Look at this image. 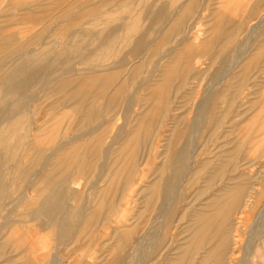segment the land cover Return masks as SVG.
<instances>
[{
  "label": "bare ground",
  "instance_id": "obj_1",
  "mask_svg": "<svg viewBox=\"0 0 264 264\" xmlns=\"http://www.w3.org/2000/svg\"><path fill=\"white\" fill-rule=\"evenodd\" d=\"M195 5L196 0H189L188 3H186L184 10L177 14L174 22L173 20H169L171 24L169 23L170 25L168 24L169 26L164 28L162 36L163 42H165L170 34L174 35L172 37V40H174V38L176 39L177 37L175 35L179 36V34H184L187 31L183 26L185 25L186 18L195 9ZM100 7V5L98 7L89 5L82 0H0V15L4 17V21L9 20L10 23L25 21L28 23H38V26L40 24L41 28L37 29L35 32L33 41L34 39L39 41V39L41 40L44 38V34H48L47 38H49V40L51 39L49 42L52 43L56 38L68 31L70 27H75V25L78 26L89 16L98 12ZM14 9H19L20 13H12V10ZM249 10H247L248 13ZM217 11L213 13L210 23V25H212L210 28H207L204 33L201 32L202 37H205L202 41L199 39V43H195L194 40L196 39H194V37L192 38L194 39L192 42H189L188 40V42L184 44L183 41L187 39V37L182 35L183 38H181L180 43H178L181 44V42H183L184 45L180 48H178L179 46L174 47L166 52L164 57H161V59H164L169 55V59L166 63L161 64L163 66L159 69L157 68L158 71H160L159 77L153 79L150 75L149 81L151 82L146 86L147 90L145 89V92L147 91V93L144 96L145 98H143L144 100H142L145 102V112L143 114H138L137 117L134 118L135 126L133 129L125 134H119L118 132L111 137L109 143L107 142L109 144L108 148L117 143L120 144L118 148L116 147L115 151H113V149H115L113 146L110 149H101L102 144L110 136L109 131L112 130H110L111 122H113V120H115L120 114L119 108L121 105V99L123 100L122 97L125 94L126 88V75H136L140 71L141 64L134 66L129 72H127V74H123L122 72L125 68H121V66L124 65L123 62L112 64L99 63V65H93L90 64L92 63L90 60V63L85 61L88 63L87 66L84 63L85 68L75 71L72 68L73 61L71 57L69 58L72 53L66 54V57L62 59V62L56 61V63L53 59L48 57V52H43L40 56L36 54L34 57H31L32 51L35 50V47L31 48L29 47L30 45L28 46V43H25L29 40H18L16 33L12 31L7 33H2L0 31L1 158L3 162L13 159L14 156L12 154L10 155V153H12L13 148H17L20 145H26L27 152L33 154L28 159V164L27 166L25 165L26 167H21L20 164L13 167L14 173L16 171L19 173H17V176L13 178L9 172L7 174L4 173L2 177L0 176V202L6 197V194L9 193V186L12 181H16V184L19 187H23V190H25L23 191L19 188V196L17 198L21 204L20 207L23 208V217L32 215L35 218L39 214L48 216L50 219L45 225L48 227L47 229H49L50 234L57 236V240L64 241L67 236L75 231L73 230L72 223L66 218L69 215L77 216V213L79 215V212L74 210L75 205L73 204L74 207L70 208L66 199L72 194L78 198L76 194L77 186L73 184L77 183L76 180L78 178L87 177L96 165L97 159L103 157L104 163L102 166L106 167V163L109 162V169L114 172L113 175L110 176L111 179L107 181L103 188L106 189V193L104 192L105 195H101L102 197L99 199L95 207L86 209L83 216V222L85 225L92 227L100 218H103V221H105L110 216V212H112L114 208L116 209L114 203L117 198H113V196H119L120 188L132 179L131 176L136 170L137 158L140 156V153H143L142 149L146 148L143 143L145 142L144 140H149V137L154 130L158 128L159 124L161 125L160 118L163 114L165 115L169 111L170 104L172 103L171 100L173 101L171 94L175 91L173 88H180L179 85L182 84L175 82H181L184 80V78L192 72L194 67L196 69L198 68V71H200V69H202L200 65L204 62L201 63L197 59L202 57V54H207L208 49H211L214 45H219V38L223 33V25L224 23H228L226 22L228 20L222 16L224 15L223 12L221 15L219 12L217 13ZM249 18L250 17H248V19ZM61 21H66L67 24L58 23ZM250 21L251 18L249 19V22ZM161 23H164L163 19H161ZM187 25L188 24H186V26ZM262 25H264V15L261 19L258 21L255 20L251 24L248 29L250 38L257 33V29ZM99 40V45L96 43L94 46L96 50L109 47V44H106L105 40ZM166 41H168V39ZM91 44L93 46L92 42ZM131 47V54L141 55L142 51L148 50V52H144L146 57L155 55L156 50L160 49V46L157 44L146 46L144 43V37H140ZM177 48L179 51L175 52V49ZM216 48L218 47L216 46ZM217 54L218 53H216V55ZM86 55L84 60H87ZM197 56H199V58ZM12 57L23 58H19V62H14V66H8V64H10L8 63V60ZM192 59H194L192 63L196 64L194 67H192L191 64ZM241 61L240 81L250 78V81H252V78L258 76L257 73H261V71L256 69L259 65L264 64V40L256 45L254 52L247 60ZM233 75V73L231 75L226 73L225 76H220L222 79H225L223 90L218 92L215 86H213V89L210 87L205 90L201 99L200 111L204 114V119L202 118L201 122H199L200 128L201 125L202 127L205 125L210 126L213 130L219 128L221 120L218 110V102L221 101V94L229 91L230 80H232ZM218 81L223 82L222 80ZM37 85L38 88L41 89V92L51 99L50 101L46 99L49 105V108L46 109V111L43 108V101L46 98H44V95L43 99L38 103H35L33 102L34 100H32L35 95V93H33V88ZM199 93L200 91L198 94ZM225 95L226 93L223 94V96ZM263 95L264 94H262V96ZM193 97H196V95ZM230 97L231 96L228 97L227 104ZM262 98L263 106L261 112L264 113V97ZM232 99L233 97L231 100ZM33 105L35 108H33ZM44 112H46L47 115H52V117L45 121L43 117ZM105 112H111L113 114L110 113L111 115H109V113H107V116ZM32 117H34V119H39V123L32 122ZM168 118L171 123L169 122V125L167 126L163 125L166 132L163 133L162 141L167 142V144L165 143V145H163V150L161 151L164 160L162 159V163L156 167L158 170H166L172 165L181 164L190 156V151L188 149V134L186 131L180 129L176 131L177 125L173 122L175 120L174 115H169ZM262 118L263 117L261 116V119ZM19 119H23L24 132H20L18 135L20 138L17 142L10 143L9 140L12 139V136H15L13 133L17 130L15 127V121ZM167 120L165 121L167 122ZM5 122L9 123L6 129L1 127ZM262 122L263 120L260 121L255 115L248 117V119L244 121V126L239 127L242 131V136L240 138L241 141L238 142L239 144L236 143L238 146L234 147V150L221 151L215 160L206 163L207 166L209 164V169L212 170L209 172L210 174H208L207 179L209 181L207 180V183L210 182V184H213L215 183L214 181H216L217 184L220 185L222 183L223 186L214 192L208 200H206L203 206L195 209L194 212L191 213L192 216L186 224V231L188 232L184 244L177 248L176 253L167 256L164 264L237 263L240 255L238 249L242 245V236L240 237L241 233L239 228L244 222L243 214L253 210L259 203L264 201V159L260 161L257 160L256 163L244 162L247 155H252V159H256V156H258L256 153L263 151L261 150L258 152L255 150V148L260 149L257 146H261V141L264 140V127L263 124H261ZM193 124L196 126L195 122H193ZM35 129L38 134L36 137L32 133ZM174 131L177 133H174ZM70 132L73 133L71 134ZM27 139L32 140L27 142ZM246 144H249L251 150L249 149V151L243 152L241 148ZM49 148L51 149L52 154L45 158L43 153L45 152V149ZM111 149L113 152H110ZM110 153L114 154H111V156L109 155ZM18 154L19 156L21 155L20 153ZM246 161H248V158ZM200 163L201 162L197 163V168L205 164ZM37 167H40V170L33 176H30ZM102 169L104 171L105 168L102 167ZM253 169L255 170L254 175L251 174ZM192 171L193 170L187 169L185 172L191 173ZM227 172L228 174H226ZM230 172L232 173L231 175L229 174ZM198 173L199 172H197V174ZM194 175L196 174L194 173ZM159 178L160 177H158V179ZM98 180H101V176H98ZM157 188V180L143 188V191L145 192L144 197L142 196L144 207L137 210L138 212L153 209L155 205L154 196L157 194ZM168 204L169 202L162 203L160 210L162 215L169 212L170 208ZM3 226L5 225L3 224ZM134 227L117 230L116 234L118 240L116 245H126L133 234ZM33 228L35 227L33 226ZM37 228L38 227L35 228V231L38 230ZM29 230H18L11 235H0V257L5 256V261L1 262V264H44L42 262L40 263L39 260H35V258H32L33 260H31L30 254L35 252L36 244L43 242L48 243V239L52 237H50L51 235L36 237L32 234L33 237H36L32 239ZM0 231L1 234L3 230ZM27 241H32L33 244L30 243L31 245L29 244L24 247L22 244ZM212 242L215 243L213 244ZM12 243H14V245ZM8 247L10 248L9 251L7 250ZM50 248H52L51 245ZM12 251L18 253L17 257L16 255L7 256L8 252L10 253ZM111 255L112 253L109 254L110 257ZM58 263L59 261L57 264ZM52 264H54V262ZM116 264H124V262L117 261Z\"/></svg>",
  "mask_w": 264,
  "mask_h": 264
},
{
  "label": "rangeland",
  "instance_id": "obj_2",
  "mask_svg": "<svg viewBox=\"0 0 264 264\" xmlns=\"http://www.w3.org/2000/svg\"><path fill=\"white\" fill-rule=\"evenodd\" d=\"M82 1H85L89 5L96 7L100 5V10L94 13L95 15L92 14L89 16L78 26L75 25V27H70V31H66L63 33V35L56 38V40L52 43L49 42L51 39L49 40V38H47L48 34H44V38L41 40L39 39V41L35 39L33 41L35 32L37 29L41 28V25L39 24L38 26V23H28L25 21L10 23L9 20H7L8 22L4 21V17L0 15V31L2 33L12 31L16 33L18 40H29L25 43H28V46L30 45L29 47L31 48L35 47V50L32 51L33 55L31 54V57H34L36 54L40 56L43 52H48V57L53 59L56 63V61L62 62V59L66 57V54L72 53L69 58L71 57L73 61L72 68L75 71L85 68V65H88V63L85 61L89 62L90 60L92 63H89L93 65H99V63L112 64L123 62L124 65L121 66V68L125 67L122 72L123 74H127V72H129L134 66L141 64L140 71L136 75H126V88L125 94L122 97L123 100L121 99V105L119 108L120 114L115 118V120H113V122H111L110 130H112L109 131L110 136L102 144L101 149H110L113 146L115 149H112L115 151L116 147L118 148L120 144L117 143L108 148V143L114 134L118 132L119 134H125L129 130L133 129L135 126L134 118H136L138 114H143L145 112V102L142 100H144L143 98H145L144 96L147 93V91L145 92V89L147 90L146 86H148V84L151 82L149 81L150 75L153 79L158 78L160 74L158 69L163 66L161 64H165L169 59V55L164 59H161V57H164L166 52L170 51L174 47H182L186 42H188V40L189 42H192L194 39H196L194 40L195 43H197L199 39L202 41L205 37H202L201 32L204 33V31L207 28H210L212 25H210L213 17V15L211 16V13L214 10L220 11L225 2L224 0H199L195 5L196 10L194 9L192 13H190L186 18V22H188H185L183 27L187 31L184 34H179V36L175 35L177 36L176 39H174L173 42H170V40L167 43L162 41L164 28L170 25V21L173 20L174 22L177 14L184 10V7L189 0ZM242 3L243 1H241L239 4L240 6L237 4L239 9L237 7V10L236 8L235 10L236 12L239 10L237 12L238 14H230L228 17L230 23H227L224 27L226 32L229 29V32L232 33L230 34L231 37H226L227 33H222L221 37L219 38V45L216 44L214 47H211V49H208L209 54H202L203 56L201 55V59L199 56H197L199 58L197 60H199L201 63L204 62V65H200L202 69L198 71L199 69L194 67L196 64L192 63L194 60L192 59L191 64L192 67H194L192 72L181 82H175L182 84H178L180 88H173V90L176 92L174 91L171 94L173 101L171 100L172 103L170 104L169 111L165 115L163 114V116L160 118L161 125L159 124L158 128H156L158 132L154 130L155 133L153 132L151 134L149 140H144L145 142L143 143L145 144L144 146H146V148H143V153H140L142 158L140 156L137 158L136 170L131 176L132 179H130L122 187L120 186L121 190L119 191V196H113V198H117L115 199L114 203V207H116V209L114 208L115 210L113 209V211L110 212V216L105 221H103V218H100L99 221H96L95 225L92 227L85 225L83 222V216L86 209L95 207L99 199L105 195L106 189L103 188L107 181L111 179L110 176H112L114 172L113 170L109 169V162L106 163V167L102 166L104 163V158L100 157L97 159L96 165L91 170V173L88 174L87 177L85 176V178H78L76 180L77 183L73 184L77 186L76 194L78 198L72 194L66 199V201H68L67 203L70 205V208L74 207L75 205L74 210L79 212V215L77 213V216L69 215L66 218L70 223H72L73 230L75 231L74 233L67 236L64 241H59L57 240V236L50 234L49 229H47L48 227L45 225L49 222L50 218L48 216L39 214L35 218L32 215L26 216L27 218L23 217V208L20 207L21 204L17 200L19 196L18 189L20 188L23 190V187H19L16 184L17 182L14 180L11 183L12 186H9V193H7L6 197H4L0 202V230H3L0 235H11L18 230L28 231L29 229H32L29 230L32 239L44 235H51L50 237L52 238L48 239V243L43 242L36 244L37 246L35 252L30 254L31 260L35 258V260H39L40 263L42 262L44 264H52L53 262L54 264H57L58 261L60 264H116L117 261H123L124 264H164L167 256H171L172 254L176 253L177 248L182 246L186 240V234L188 232L186 231V224L188 223L189 218L192 216L191 213H193L195 209L203 206L206 200H208V198L214 192L223 186L222 183L219 185L216 181H214L215 183L213 184H210V182L207 183L208 174H210L209 172L212 170L209 169V164L207 166L206 163L215 160L221 151L234 150V147L238 146V142L241 141L240 138L242 136V131L239 127L244 126V121L247 120L248 117L255 115L260 119V121L263 120L261 124H263L264 127V113L261 112L263 106L262 97H264V95L262 96V94H264V64L259 65V67L256 69L261 71V73H257L258 76L252 78V81H250L251 78L240 81L241 60H247L254 52L256 45L264 40V25L260 26L257 29V33H255L251 38L249 36L250 33L248 32L251 24L255 20L258 21L263 17L264 0H247L246 6ZM14 10H12V13H20L19 9ZM247 10H249V13ZM248 17L251 18L250 22H247ZM161 19L164 20V23H161ZM58 23L67 24L66 21H61ZM186 24L188 25L186 26ZM32 25L37 27L35 28ZM182 35H185L187 39L183 41L184 44L183 42L179 44L181 41L180 39L183 38ZM169 36L173 37L174 35ZM140 37H144V43L146 46L156 44L160 46V49L156 50L155 55L146 57L144 52H148V50L142 51L141 55L130 53L132 49L131 46H133ZM99 39L105 40V43L109 44V47L96 50L94 46L96 43L99 45ZM91 42L93 43V46ZM216 46L218 48H216ZM178 48L175 49V52L179 51ZM216 53L218 54L216 55ZM85 55L87 60H84ZM19 58H10L8 60V63L10 64L7 63L8 66H14V62H19ZM226 73H229L230 75L233 73L234 75L232 80H230L229 91L224 92L226 93L225 96H223L224 93H222V98L220 99L221 101L218 102V110L221 120L219 128H217V130L214 129L215 131L211 129L210 126L206 125L203 127L201 125L200 128L199 122H201L202 118L204 119V114H202L200 110L201 99L205 93V90L210 87L213 89V86L216 87L218 92L223 90V83H225V79H222L220 76H225ZM218 80H222L223 82H219ZM199 91L200 93L198 94ZM33 93H35V95L33 96L34 99L32 100H34L33 102L35 103L40 102L43 99V95L44 98L46 97L43 101V108L46 111V109L49 108L48 101H46V99L49 101L51 99H49L46 94L41 92V89L38 88V85L33 88ZM195 95L196 97H193ZM229 96L231 97L227 104ZM232 97L233 99L231 100ZM33 108H35L34 105ZM173 111L176 112L174 113ZM105 113L106 115L107 113H109V115L113 114L111 112ZM169 115H174L175 117L173 122L175 125H177L176 131L180 129L186 131L188 134V149L190 151V156L186 158L181 164L172 165L166 170H158L156 167H158L164 160L161 151L163 150V145H165V143L167 144V142L162 141V138L164 135L163 133L166 132L164 126L169 125L170 122L168 118ZM261 116L263 117L262 119ZM43 117L46 121L49 120L52 115H47V113L44 112ZM165 120H167V122ZM32 122L39 123V119H34V117H32ZM193 122L196 123V126H194ZM8 125L9 123L5 122L1 125V127L6 129ZM15 127L17 130L13 133L15 136H12V139L9 140L10 143L17 142L20 138L18 136L20 132H24L23 119L15 121ZM226 129L229 130L227 131ZM176 131H174V133H177ZM35 132L36 129L32 132L36 137L38 134ZM70 133L72 134L73 132ZM31 140L32 139H27L26 141L28 142ZM261 142L263 146H257L260 149L255 148V150L258 152L261 150L263 151L256 153L258 155L256 156V159H252V155H247L244 162L256 163L257 160L260 161L264 159V140ZM112 149L110 152H113ZM241 149L243 152L249 151V144H246ZM25 152L27 153V156ZM18 153L21 155L19 156ZM11 154L14 156V158L9 159L7 162H3L0 153L1 177L4 175V173L7 174L8 172L11 174V176H13V178L17 176L19 173L18 171L14 173L13 167L17 164H20L21 167H26L28 164V159L33 155L27 152L26 145H20L17 148H13V151L10 153V155ZM43 154L45 158L49 157L52 154L51 149H45ZM111 154L114 153H110L109 155ZM247 158L248 161H246ZM199 162H201L200 164L205 163L201 165L203 167L200 166L197 168V163ZM102 167L105 168L104 171ZM39 168H35L30 176H33L37 171H39ZM187 169L193 171L191 173H186L185 171ZM196 171L199 173L197 174ZM194 173L196 175H194ZM226 174H228V172ZM229 174L231 175L232 173L230 172ZM251 174H255L254 169L252 170ZM98 176H101V180H98ZM158 177L160 178L158 179ZM153 180H157L158 186L157 194L154 196L155 205L151 210L148 209L146 211L138 212L137 210L144 207L143 197L145 192L143 191V188L146 187V185L154 182ZM36 186L39 187L38 185ZM166 202H169L168 206L170 210L165 215H162L160 211L162 203ZM243 216L244 222L239 228L241 235L238 232L240 237L242 236V245L238 249L240 255L236 264H264V201L259 203L253 210L245 212ZM3 224L5 226H3ZM32 225L35 228L38 227V232L35 231L36 229L33 228ZM127 227H134L133 234L130 237L128 243L126 245H116L118 240L116 231ZM32 234L36 237H33ZM30 243L33 244L32 241H27L22 245L26 247ZM212 243L214 244L215 242ZM12 244L14 245V243ZM50 245L52 248H50ZM7 250L9 251L10 248L8 247ZM111 253L112 255L110 257L109 254ZM17 254V252L12 251L10 253L8 252L7 256L16 255L17 257ZM3 261H5V256L0 257V264Z\"/></svg>",
  "mask_w": 264,
  "mask_h": 264
},
{
  "label": "crops",
  "instance_id": "obj_3",
  "mask_svg": "<svg viewBox=\"0 0 264 264\" xmlns=\"http://www.w3.org/2000/svg\"><path fill=\"white\" fill-rule=\"evenodd\" d=\"M198 1H199V0H196V3H197ZM232 1H233V2H232ZM241 1H244L243 3H244V5L246 6V1H247V0H224L225 3L223 4L224 6L222 7V9H221L220 11H219V10H218V11L216 10V11H217V13L219 12V14H221V15H222V12H223L224 15H222V16H224V18H225L226 20H228V17L230 16V14H233V15L238 14V13H237L238 11L236 12V10L234 11L233 9H235V8L237 9V6H238L237 4H240ZM230 2H231V4H230ZM243 3H242V4H243ZM244 5H243V6H244ZM228 7H229V8H228ZM234 7H235V8H234ZM238 7H239V6H238ZM225 8H226V9H225ZM231 9L233 10V12H234L235 14L232 12ZM213 10H214V9H213ZM224 10H225V11H224ZM216 11L214 10L213 12H216ZM213 12L211 13V16L213 15ZM226 22L230 23L229 20L226 21ZM247 22H249V19L247 20ZM170 24H171V23H170ZM226 24H227V23H226ZM226 24L224 23V25H223V31H222V32H223V33H227V34H228L227 37L230 38V32H229V31L226 32V31H225L226 29L224 28ZM170 35H171V34H170ZM169 37H170V38H169ZM167 39H168V41H170V39H171L170 42H173V40H172L173 38H172L171 36L168 35V38H167ZM167 39H166V40H167ZM174 39H175V38H174ZM166 40H165V42L168 43V41H166Z\"/></svg>",
  "mask_w": 264,
  "mask_h": 264
}]
</instances>
